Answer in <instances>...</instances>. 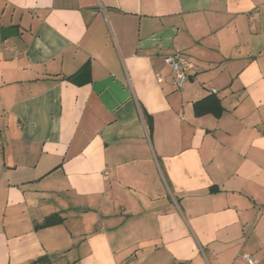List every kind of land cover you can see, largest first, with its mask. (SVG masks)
I'll return each instance as SVG.
<instances>
[{"label": "crops", "instance_id": "0c3cea01", "mask_svg": "<svg viewBox=\"0 0 264 264\" xmlns=\"http://www.w3.org/2000/svg\"><path fill=\"white\" fill-rule=\"evenodd\" d=\"M4 29L0 264H264V0H0Z\"/></svg>", "mask_w": 264, "mask_h": 264}, {"label": "built area", "instance_id": "2783aa9c", "mask_svg": "<svg viewBox=\"0 0 264 264\" xmlns=\"http://www.w3.org/2000/svg\"><path fill=\"white\" fill-rule=\"evenodd\" d=\"M165 63L171 69L172 85L176 90L183 88L191 75L199 71V67L181 53L166 57ZM156 78L158 82L161 81L159 75ZM211 93H215V91H211ZM239 257L244 264H256V258L250 254L243 253Z\"/></svg>", "mask_w": 264, "mask_h": 264}, {"label": "trees", "instance_id": "16d2710c", "mask_svg": "<svg viewBox=\"0 0 264 264\" xmlns=\"http://www.w3.org/2000/svg\"><path fill=\"white\" fill-rule=\"evenodd\" d=\"M67 80L75 83L76 85H82L90 80V68L88 65H84L77 73L67 78ZM211 93L210 96L202 99L195 104L197 114L211 113L215 116H219L222 112V107L219 101Z\"/></svg>", "mask_w": 264, "mask_h": 264}, {"label": "water", "instance_id": "95a60500", "mask_svg": "<svg viewBox=\"0 0 264 264\" xmlns=\"http://www.w3.org/2000/svg\"><path fill=\"white\" fill-rule=\"evenodd\" d=\"M10 33H13L15 34V31L13 30H8V29H4L0 32V35H1V39L4 40L8 37V35ZM56 222H59V220L56 218V217H48L45 222H44V226H51L53 224H55Z\"/></svg>", "mask_w": 264, "mask_h": 264}]
</instances>
